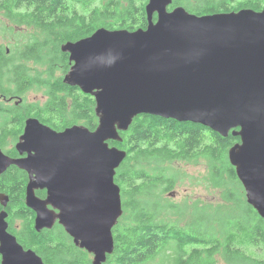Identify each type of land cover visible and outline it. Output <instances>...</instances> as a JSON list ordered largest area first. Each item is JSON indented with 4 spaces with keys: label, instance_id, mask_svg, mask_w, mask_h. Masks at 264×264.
Here are the masks:
<instances>
[{
    "label": "water",
    "instance_id": "obj_1",
    "mask_svg": "<svg viewBox=\"0 0 264 264\" xmlns=\"http://www.w3.org/2000/svg\"><path fill=\"white\" fill-rule=\"evenodd\" d=\"M177 1L147 0L145 27L102 26L61 43L70 64L62 81L94 98V129L73 124L59 131L29 117L17 143L28 156L0 152V170L14 163L29 174L25 201L36 212L35 229L59 224L93 255L91 264L113 252L112 229L123 213L114 176L127 152L109 140L121 141L138 114L238 136L228 160L246 202L264 219V9L200 15ZM36 188H46V199ZM0 240L5 264H44L6 230ZM7 241L17 253L6 251Z\"/></svg>",
    "mask_w": 264,
    "mask_h": 264
},
{
    "label": "trees",
    "instance_id": "obj_2",
    "mask_svg": "<svg viewBox=\"0 0 264 264\" xmlns=\"http://www.w3.org/2000/svg\"><path fill=\"white\" fill-rule=\"evenodd\" d=\"M147 0H0V105L21 98L23 109L55 130L73 124L97 125L94 98L62 81L69 69L61 43L98 27L134 30L147 24ZM196 14L264 9V0H178ZM175 4L170 5V8ZM24 26H30L26 32ZM42 91L41 104L26 100ZM2 95V97H1ZM9 101V100H3ZM121 141L126 158L116 169L123 213L113 227L114 249L103 264H264V219L246 202L228 148L239 141L209 127L138 114ZM205 165L197 178L219 192L218 202L196 199L179 205L164 194L184 174L178 163ZM53 264H91L90 255L52 228Z\"/></svg>",
    "mask_w": 264,
    "mask_h": 264
},
{
    "label": "flooded vegetation",
    "instance_id": "obj_3",
    "mask_svg": "<svg viewBox=\"0 0 264 264\" xmlns=\"http://www.w3.org/2000/svg\"><path fill=\"white\" fill-rule=\"evenodd\" d=\"M2 99L13 101V103L0 105V152L9 159L25 158L28 156V152H20L17 143L24 131L27 118L36 116L29 115V112L23 109V106L19 104L21 98L2 97ZM39 120L41 121V119ZM33 153L32 151L31 154ZM2 158L5 161V158ZM28 182L29 174L14 163H10L0 170V214L4 213L3 220H0V230H6L13 235L24 250L35 251L44 264H53L51 241L53 227L40 231L35 229L36 212L29 208L25 201ZM34 192L42 200L47 197L46 188H36ZM47 207L52 208V205L47 204ZM1 245L0 240V264H5L4 250ZM5 249L7 252L17 253L9 241H7Z\"/></svg>",
    "mask_w": 264,
    "mask_h": 264
},
{
    "label": "rangeland",
    "instance_id": "obj_4",
    "mask_svg": "<svg viewBox=\"0 0 264 264\" xmlns=\"http://www.w3.org/2000/svg\"><path fill=\"white\" fill-rule=\"evenodd\" d=\"M181 5V4H180ZM26 32H30V26H24ZM2 30L0 28V43L5 44L7 46V41L9 39L3 37ZM26 100L31 102L43 103L46 100V95L43 94L42 91L35 92L34 89H29L26 93ZM4 104H12L13 101H3ZM10 102V103H9ZM184 171V174L178 178L175 186L168 191L165 192V196L172 200L173 202L181 205L184 202H192L196 199H199L202 202H218L219 201V192L212 188H205L201 183H196L197 178L201 177L202 173L206 170L205 165L202 163L192 164V163H178ZM201 175V176H200ZM220 264H225L221 262Z\"/></svg>",
    "mask_w": 264,
    "mask_h": 264
}]
</instances>
